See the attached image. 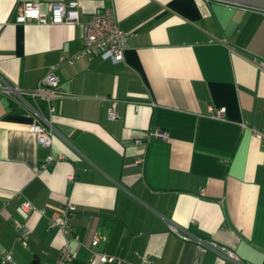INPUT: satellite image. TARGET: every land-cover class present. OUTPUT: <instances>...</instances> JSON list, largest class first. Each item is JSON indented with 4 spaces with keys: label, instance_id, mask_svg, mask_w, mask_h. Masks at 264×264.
<instances>
[{
    "label": "crops",
    "instance_id": "1",
    "mask_svg": "<svg viewBox=\"0 0 264 264\" xmlns=\"http://www.w3.org/2000/svg\"><path fill=\"white\" fill-rule=\"evenodd\" d=\"M25 1L52 0H0V251L17 264H51L67 242L68 264H264V139L251 131L264 126V10L78 0L74 23H15ZM98 8L128 33L121 61L75 57ZM52 66L55 133L43 147L6 86L33 88ZM221 106L223 119L209 115ZM48 154L60 158L41 167ZM22 201L35 207L26 217ZM69 206L73 231L49 226ZM15 220L29 229L25 245ZM170 221L238 260L180 239ZM95 233L103 238L92 245ZM97 252L116 260L99 262Z\"/></svg>",
    "mask_w": 264,
    "mask_h": 264
},
{
    "label": "built area",
    "instance_id": "2",
    "mask_svg": "<svg viewBox=\"0 0 264 264\" xmlns=\"http://www.w3.org/2000/svg\"><path fill=\"white\" fill-rule=\"evenodd\" d=\"M77 17L78 0H52L46 4L45 8L41 7L39 1H25L16 6L13 20L15 23L37 22L61 24L74 23L77 21ZM127 46L128 33L119 27L111 10L108 8H98L89 15L87 21L83 24V46L75 57L98 55L117 62L123 59V53ZM67 60L72 61V58ZM55 68L56 66L50 67L33 88L24 89L6 86V92L11 101L21 107L26 115L33 118L32 123L29 125V130L35 134L37 142L43 147H49L51 145V139L55 133V127L51 120V114L53 112L52 99L58 88V78L55 74ZM225 110L224 106L210 108L209 115L216 119H223ZM107 116L109 119L116 117L115 102L112 103ZM251 131L255 136L264 139V126L260 128L253 127ZM155 135L166 138V133L160 130H156ZM135 140L138 141L139 137H136ZM58 158H60L59 155L53 156L52 154H48L40 166L45 167L49 163L55 162ZM142 160L143 157L138 156L135 161L141 162ZM73 208V206H69L58 219L50 221L49 226L57 227L60 231L70 234L73 228L67 222L66 212ZM17 210L22 217H26L28 213L35 210V207L29 201H22ZM168 228L184 241H192L200 244L207 249L219 253L223 258L238 260L232 250L210 239H205L199 235L190 233L171 221L168 222ZM14 229L17 233V241L25 245L26 241L23 237L29 233L28 227L21 220H15ZM102 238L101 235L95 233L91 244L95 245ZM220 251H223V253H220ZM95 254L99 262L116 260L112 256L98 252ZM72 256L67 242H64L51 264H68ZM0 262L1 264H17L10 250L0 251ZM147 263L154 264L150 260H147Z\"/></svg>",
    "mask_w": 264,
    "mask_h": 264
},
{
    "label": "water",
    "instance_id": "3",
    "mask_svg": "<svg viewBox=\"0 0 264 264\" xmlns=\"http://www.w3.org/2000/svg\"><path fill=\"white\" fill-rule=\"evenodd\" d=\"M225 2H231L247 7H253L255 9L264 10V0H221Z\"/></svg>",
    "mask_w": 264,
    "mask_h": 264
},
{
    "label": "rangeland",
    "instance_id": "4",
    "mask_svg": "<svg viewBox=\"0 0 264 264\" xmlns=\"http://www.w3.org/2000/svg\"><path fill=\"white\" fill-rule=\"evenodd\" d=\"M251 8H253V7H251Z\"/></svg>",
    "mask_w": 264,
    "mask_h": 264
},
{
    "label": "trees",
    "instance_id": "5",
    "mask_svg": "<svg viewBox=\"0 0 264 264\" xmlns=\"http://www.w3.org/2000/svg\"><path fill=\"white\" fill-rule=\"evenodd\" d=\"M12 102V101H11Z\"/></svg>",
    "mask_w": 264,
    "mask_h": 264
}]
</instances>
